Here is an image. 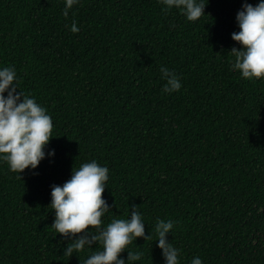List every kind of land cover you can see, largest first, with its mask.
<instances>
[{
  "label": "trees",
  "instance_id": "obj_1",
  "mask_svg": "<svg viewBox=\"0 0 264 264\" xmlns=\"http://www.w3.org/2000/svg\"><path fill=\"white\" fill-rule=\"evenodd\" d=\"M245 2L259 0H208L190 22L158 0H80L67 18L64 0H0V67L51 116L55 150L21 176L0 161V264L102 250L64 255L51 227V186L92 160L109 168L104 225L136 206L152 236L129 245L136 264H164L157 219L175 221L181 264H264V78L242 79L229 53ZM161 67L180 91H163Z\"/></svg>",
  "mask_w": 264,
  "mask_h": 264
},
{
  "label": "clouds",
  "instance_id": "obj_2",
  "mask_svg": "<svg viewBox=\"0 0 264 264\" xmlns=\"http://www.w3.org/2000/svg\"><path fill=\"white\" fill-rule=\"evenodd\" d=\"M167 12L177 9L187 21L194 22L205 14L208 4L204 0H158ZM80 0H64L63 15L67 18L70 10ZM239 31L231 39L240 47H233L229 53L234 57L232 71H238L245 80L264 78V0L254 6L243 3L236 15ZM72 33L80 31L76 22L70 27ZM165 80V93L178 92L182 88L180 78L167 67H161ZM19 89V91H18ZM53 121L47 110L34 97L20 88L18 73L14 66L0 67V161L10 171L19 175L25 169L35 170L42 160L55 156V150L46 151L52 135ZM21 176V175H20ZM109 180V168L96 160L73 168L70 179L63 185L51 186L50 207L55 213L51 227L63 240L69 241L63 254L71 257L74 252L102 246L93 251L83 264H136L142 260V253L128 250L129 245L146 235L142 214L132 206L128 218L115 219L104 225L102 217L110 211L111 205L102 198ZM175 221L157 219L155 223L156 246L161 250L164 264H181V250L173 246L167 237ZM63 240L61 243H63ZM127 250V259L121 253ZM190 264H203L197 256Z\"/></svg>",
  "mask_w": 264,
  "mask_h": 264
}]
</instances>
